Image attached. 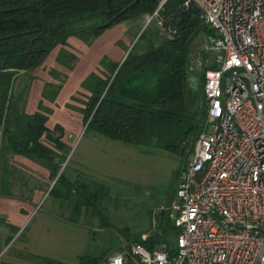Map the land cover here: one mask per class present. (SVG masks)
<instances>
[{
  "label": "trees",
  "instance_id": "16d2710c",
  "mask_svg": "<svg viewBox=\"0 0 264 264\" xmlns=\"http://www.w3.org/2000/svg\"><path fill=\"white\" fill-rule=\"evenodd\" d=\"M164 0H0V158L1 194L12 196L10 177L14 156H22L51 171L56 178L70 147L63 141L65 129L57 124L47 126L53 109L45 101L55 103L68 75L57 69L49 74L55 81L46 82L38 110L29 114L26 105L33 83V72L59 45L68 46V39L78 37L92 46L106 31L123 23H136L153 15ZM165 28L177 34L170 38L152 22L141 34L122 63L104 56L101 73H90L81 83L87 91L84 108L85 132L95 133L124 144L144 148H160L177 153L187 136L174 137L175 127L183 123L191 97L190 46L204 32L205 26L196 7L186 10L183 0H166L159 10ZM141 46L140 51H136ZM78 56L62 48L56 63L73 71ZM199 78L201 103L196 114L204 117L197 126L195 139L203 129L207 115L205 73ZM67 108H72L67 104ZM74 109V108H72ZM192 152V151H191ZM186 156V153H183ZM187 157V156H186ZM186 161V160H185ZM180 170L176 173L179 176ZM57 183L65 184L67 195L75 190L63 175ZM57 191L55 186L53 193ZM4 221L0 218V224ZM14 229V228H13ZM15 230V229H14ZM180 230L166 214L160 215L157 230L147 240L134 237L131 244H142L153 250L165 244L173 255ZM103 258L84 257L80 264H101ZM52 264H60L54 263ZM128 263H132L128 259Z\"/></svg>",
  "mask_w": 264,
  "mask_h": 264
},
{
  "label": "built area",
  "instance_id": "2783aa9c",
  "mask_svg": "<svg viewBox=\"0 0 264 264\" xmlns=\"http://www.w3.org/2000/svg\"><path fill=\"white\" fill-rule=\"evenodd\" d=\"M146 27L163 26L159 10ZM196 7L216 54L205 73L207 115L177 201L162 207L180 230L176 252L134 244L101 264H264V0H183ZM143 240H147L146 237Z\"/></svg>",
  "mask_w": 264,
  "mask_h": 264
},
{
  "label": "crops",
  "instance_id": "0c3cea01",
  "mask_svg": "<svg viewBox=\"0 0 264 264\" xmlns=\"http://www.w3.org/2000/svg\"><path fill=\"white\" fill-rule=\"evenodd\" d=\"M56 57L52 67L62 72L64 67L56 63ZM88 59L89 56L80 60L76 71H67L70 78L55 103L45 101V106L54 111L47 126L50 129L57 124L63 126V141L70 147L58 176L53 178L48 168L16 155L12 161L9 187L12 196L2 195L0 186V218L4 221L0 224V264L8 263L6 259L10 258V251L18 244L20 253L12 257L11 264H80L87 254L105 260L113 254L128 251L127 235L120 229L128 228L131 220H142V227H130L134 231L130 235L148 238L157 230L160 215H168L160 208H170L177 201L179 181L176 173L182 168L181 163H176L175 171L169 169L165 185L167 193L154 197L149 190L159 184V178L154 177L156 160H149L146 156L151 150L97 134L93 141L83 143L86 135L83 132L84 116L79 109L72 110L66 104L74 96L73 87L83 91L85 96L89 95L81 83L92 72L83 73L72 84L77 71ZM99 63L100 58L96 65ZM48 82L57 83L53 79ZM44 85L45 81L39 79L33 83L27 113L38 110ZM60 111L69 114L65 117L59 114ZM74 117L80 120L76 131L68 124V120ZM60 175L75 186L71 195L66 194L65 184L57 183ZM55 186L57 191L53 193ZM102 193L107 196L103 197Z\"/></svg>",
  "mask_w": 264,
  "mask_h": 264
},
{
  "label": "rangeland",
  "instance_id": "374dc122",
  "mask_svg": "<svg viewBox=\"0 0 264 264\" xmlns=\"http://www.w3.org/2000/svg\"><path fill=\"white\" fill-rule=\"evenodd\" d=\"M146 24H147L146 17L144 19H140L136 23L128 22V23L120 24L106 31L100 38L94 41V43L90 47L87 46L78 37H71L67 41L68 46L63 47L59 45L58 47H56V49L51 52V54L46 59V61L39 68H37L33 72V74L39 80L45 81V83L48 82L49 80H52L53 78L52 76H50L49 70L53 68L52 67L53 60L62 48H66L68 51L78 56V61L76 63V67L73 70V72L76 71L80 60L84 58L86 59L88 58V56L90 57L88 61L83 62V68L81 66L80 71H77L76 75L74 76L73 83H72L74 85L77 82V80L81 77V75L85 72L87 73V71L96 72V73L98 72L101 73L104 71V69L100 66V63L99 65H96L99 61V58H100V62L104 56H108L109 58H111L112 60L116 62L123 61L127 52L131 48V46L133 49L134 45L139 40V37L141 36V34L150 25L149 24L146 27ZM207 47L209 48V42H207V38L204 32H201L195 38V40L192 42L190 46L189 85H190V88H192V90H191V97L188 100L189 110L187 112V116L185 117V119H183V123L175 127V133H174V137H178L179 139L181 137L187 136L185 138L184 144L179 148V150L175 154L170 153L166 151L165 149L147 148L151 150L148 152L149 154L146 153L147 154L146 156H148L147 158L149 160L150 159L156 160L155 166H153V170L157 171V173H155L156 175L154 177L159 178V184L156 186H153V188L149 190V193L153 195L154 197L162 196L163 193H167L165 185L168 181L169 169H172L175 171L176 163H181L180 164L181 167L187 166L192 159L193 149H194V145L197 139V138L195 139V132L197 131V126L199 124L201 125L204 121V117H202L201 114H196L198 111V108L200 107V103H201L198 82H199L200 76L203 74V72H205L206 68L210 67L213 64V58L216 56V54L209 51ZM137 50L140 51L141 46L137 47L136 51ZM62 69L63 71L61 73H65L68 75L67 71L69 70L66 69L65 67ZM68 78H70L69 75H68ZM66 83H68V80L66 81ZM73 88H74L75 93H74V96L70 98V101H69L70 103L68 104L71 105L72 108H74V109L71 108L72 110H76L77 107L78 108L83 107V102L85 101L86 96L84 95L85 93L81 91L80 89L76 90L77 87H73ZM60 112L61 113L59 114L65 117H67V114H69L67 111H60ZM68 124L72 127L73 130L76 131L78 129V125H80V120L77 117H74L73 120H68ZM83 132L85 133V123L83 127ZM84 136H85L84 141H83L84 144L88 143L89 140L93 141L95 139V133L88 132ZM77 146L78 145H76L75 148H77ZM183 153H186L187 157ZM140 191L141 190H138L139 194L144 195L143 192H140ZM102 196L106 197L107 193L106 195L102 193ZM144 207H146V205ZM171 208L172 207H170V209ZM134 211H136V208H134ZM150 212H151L150 214L152 215V209L150 210ZM131 221L129 222L128 226H126L128 227V228H125L126 230L124 228L120 230H122L121 233H123L124 235H127V239L129 240V242L133 243L135 236L130 235V234H134V231H131V228L137 225H141L142 227V224L144 222L142 220L132 221V222ZM20 250H21L20 245L18 244L14 249L10 251V258L6 259V261L8 262L7 264H11L12 257L15 254H19ZM90 255L91 254H87V257H89ZM26 264H28V262Z\"/></svg>",
  "mask_w": 264,
  "mask_h": 264
},
{
  "label": "water",
  "instance_id": "95a60500",
  "mask_svg": "<svg viewBox=\"0 0 264 264\" xmlns=\"http://www.w3.org/2000/svg\"><path fill=\"white\" fill-rule=\"evenodd\" d=\"M131 49H132V46H131V48L129 49V51L127 52V54H126L124 60L121 62V65H122V63L126 60V58H127V56L129 55ZM86 128H87V126H86ZM86 128H85V129H86Z\"/></svg>",
  "mask_w": 264,
  "mask_h": 264
}]
</instances>
